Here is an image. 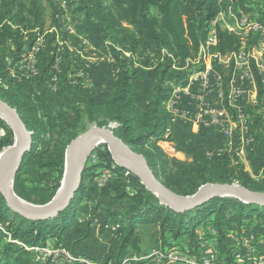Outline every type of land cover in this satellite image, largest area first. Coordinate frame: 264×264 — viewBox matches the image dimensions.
I'll list each match as a JSON object with an SVG mask.
<instances>
[{
	"label": "trees",
	"instance_id": "1",
	"mask_svg": "<svg viewBox=\"0 0 264 264\" xmlns=\"http://www.w3.org/2000/svg\"><path fill=\"white\" fill-rule=\"evenodd\" d=\"M80 3L78 12L83 18L74 27L76 34L69 36L67 31L63 33L64 39H74L75 47H78L76 59H70L67 53L64 55L58 85L61 87L60 92L63 91L62 85L68 84L78 71L77 61L82 60V64H85L81 55L85 58L97 53L98 58L111 56V66L116 73L111 89L104 93V100L84 98L78 105L72 104L64 109L55 107V111L49 109L48 94L52 91L48 85L54 61L52 54L57 51L53 45L57 31L48 35L49 44L41 55L39 80L43 93L36 97L26 94L23 86L26 83L12 80L10 74L16 64L29 53L35 37L26 44L19 28L4 25L0 29L1 43L11 40L15 48L7 50L8 56L0 57V82L9 86V91H0V98L16 109L27 129L33 133V148L16 175L15 193L41 206L53 200L65 171L68 146L65 139L72 135L70 143V140L78 136L74 132L80 124L84 106L85 112L98 127H105L110 121L119 123L121 126L113 130L114 134L135 152L144 155L154 175L180 196H193L201 187L217 183L239 184L251 191L264 192V177L254 178L237 155L240 142L237 131L234 150L224 158L193 155L190 161H181L168 158L158 146L159 140L164 138L170 127L166 103L176 88L187 86L192 75L205 69L199 56L207 42L210 23L220 12L215 0H80ZM240 4L244 6L243 1ZM262 13L264 16V10ZM60 20L61 17H58L56 26L62 30ZM40 27L44 29L43 22ZM216 37L217 44L211 47L215 54L226 56L242 48L240 37L220 26L216 27ZM8 57L11 58L9 63L6 62ZM143 63L153 66V85L145 96L137 92L144 75L141 69ZM213 69L222 76L227 92L233 67L226 68L215 61ZM252 71L257 98L255 104L247 107L246 114L255 116L253 122L249 120L248 125L254 145H257L259 140H264V72L255 63L252 64ZM75 78L79 82L78 86H81L82 79ZM227 110L235 119V110L228 106ZM0 128L7 133L0 139L1 152L14 145V135L7 122L1 118ZM169 140L172 141V137ZM43 143H46V147L38 148ZM103 155L112 161L110 151H105ZM156 156L165 159L162 171L154 161ZM29 170L38 173L35 178L55 173L57 183L53 191L39 189L33 193L35 199L21 192V178L30 175ZM104 175L109 178L105 186L100 188L98 181ZM87 178L94 181L99 200L90 189ZM127 200L131 205L125 211L116 209L118 203ZM83 201L91 202V207L88 216L84 217L82 240L89 237L92 225H99L101 234L107 226L119 225L121 228L120 236L100 260L102 264H122L128 252L137 255L142 253L139 224L157 229L159 248L162 250L172 249L170 244L182 239L185 242L179 251L189 249L191 253H198L201 249L210 257L218 256L225 264H237L235 255L238 252L245 254L246 251L243 246L236 250L228 246L231 234H235L241 241L251 237L264 239V207L246 204L235 197H222L191 211L176 212L162 204L139 178L128 175L127 169L99 163L86 168L80 191L71 205L54 219L31 221L22 217L7 207L0 194V222L12 235L10 241L0 236V264H34L35 253L23 245L41 246L50 239L55 241L56 246L62 245L63 237L74 225L76 216L82 217L78 208ZM201 230L206 232L200 234ZM201 238L213 243L218 253L210 252L208 246L201 248ZM138 264L155 262L147 260ZM161 264L178 263L164 260Z\"/></svg>",
	"mask_w": 264,
	"mask_h": 264
},
{
	"label": "rangeland",
	"instance_id": "2",
	"mask_svg": "<svg viewBox=\"0 0 264 264\" xmlns=\"http://www.w3.org/2000/svg\"><path fill=\"white\" fill-rule=\"evenodd\" d=\"M241 1H243L244 6H241L240 4ZM263 1L264 0H215V4L217 5V7L220 8V12L218 13L219 21L217 22L216 25H214V29L217 26H220L223 29H227V27L233 28V30L235 31L231 33H235L242 40L241 51L244 52L245 55L248 57L249 64L252 67V64L255 63V65L262 72H264V16L262 13V11L264 10ZM80 6H81L80 0H0V25H1V28L4 25H10L13 29L19 28L23 35V41L26 42V44L27 43L29 44V42H31L34 37L36 39V37L38 36V33L43 34L45 32L47 33V36L45 37V39H47V43L49 44L48 35L57 31L58 35L56 36V39L53 45L57 49H59V41H61L63 43V46H61L62 48L61 53L63 57L67 53L69 54L70 59L72 58L76 59L75 52H76V49H78V47H75L74 39H72L71 37L69 39H64L63 33L67 31V34H69V36L71 35L73 36L76 34L74 27L76 26L77 22L83 18V15L78 12V8ZM62 11H64V14H62ZM34 13H36V15H34ZM58 17H61L60 24H63L61 27L62 30L58 29L56 26L57 25L56 20ZM41 22L44 23L43 30L40 27ZM211 24H212V21L210 23V26H213ZM9 49H12V50L15 49L14 42L11 40H8L5 43H1V40H0V50H1L0 57L3 58L4 55L8 56L7 50ZM205 51H206L205 53H202V60H201L204 66H205V62H209L208 61L209 56H206V53L215 54L211 50V47L210 48L206 47ZM82 59L84 60V58ZM10 61H11V58L8 57L6 62L9 63ZM112 61L113 60L111 59V56L103 55L101 59V58H98V53L92 55L88 61L90 63L87 67L88 69L86 73L89 76L88 77L89 83H87L85 79H82L81 86H78L79 82L76 80L74 76L70 80H76L77 86L75 87L72 86L71 88V86H67L63 84L62 86L64 89L63 91L60 92L61 87L58 85L57 88L59 92H56V93L49 92L48 94L49 98H48L47 106L49 107V109H51L52 111H55L56 110L54 109L55 107L64 109L72 104L78 105L83 102L84 98L104 100V94L100 95L97 93L96 83L98 81V87H102V90L104 93L111 88L113 77L116 73V70L114 68H110L111 67L110 63ZM77 63H78L77 64L78 71L76 75L78 74L79 71L84 69L83 66H86V64H82V60L77 61ZM144 63L141 64V69L143 66L146 67ZM108 64L110 65L108 66ZM137 65L140 66L139 64ZM148 65L149 66L147 67L151 68V65L150 64ZM14 70L15 68L10 74L11 79L14 81L26 83V85H23L25 88L26 94L32 97H36V96H40L43 93L44 89L40 85V80H39L40 76L33 81H25V80H21L20 78H16V76L13 78ZM111 70L113 71L115 70V71L111 72ZM16 71L18 72L19 70L16 68ZM99 77L105 78L106 82L101 81L100 79H97ZM144 81H146V79ZM8 87L9 86L2 85V82H0V91L2 92L9 91ZM48 87L50 86L48 85ZM53 91H56V90L53 89ZM256 98H257V90H256V93L255 92L253 94L249 93V97L247 98L246 105L251 106L255 104ZM248 100H249V103H248ZM84 109L86 110L85 106L83 108V112L81 115L80 124L78 125L77 129L74 132L76 135H80L84 133L85 131H87L89 128L97 126L95 122H92V119L89 118V116L87 115ZM247 119H248V122L250 119L253 122V120L255 119V116L247 115ZM263 119H264V115H263ZM120 126L121 125L119 123L110 121L108 122V125L105 126V128H110L112 130H115L119 128ZM2 130L3 131L0 130V135L3 132L4 134L0 137V139L4 138L7 135L6 131L4 129ZM13 135H14V144H15L16 137H15L14 132H13ZM70 137H72V135ZM70 137L66 136V139H65L68 142L67 149L71 145L72 141L74 140V139L70 140V143H69ZM45 139L48 140L46 135H45ZM44 147H46V143L38 145V148H44ZM107 150L109 151V148L105 144H101L98 147H96L88 156V159L86 162V168L91 165H97L99 163H107L111 166L119 165L113 159V157H112V161L110 162L109 159L103 155V153ZM179 158H182V155H179ZM154 161L157 163V167L160 169V171H162L161 169L163 167V162L165 161V159L162 157L156 156ZM29 174L30 175H24V178H21L19 189L21 192L30 195L32 199H35V194H33L35 191H38L39 189L53 191V189L56 186L57 179H56L55 173L52 174L51 176H47L43 178H35V176H37L38 173L35 171L33 172L32 170H29ZM128 175H133V174L128 171ZM62 181L60 184H62ZM14 185H15V181L13 184V190H14ZM60 187L56 191L55 196L57 192L59 191ZM260 193H264V192H260ZM24 201L32 205L41 206V205L28 202L26 200ZM84 202L85 201L82 202L81 206L85 204ZM80 207L78 208V210L80 209ZM83 220L78 215L74 219V224L83 223ZM231 236H233L234 238L228 239L227 241L228 246L233 247L234 250L239 249L241 244L237 243V240L238 241L240 240V243H241V239H239L235 234L234 235L231 234ZM211 240L213 242V239ZM244 240L242 241V244L243 243L246 244V241ZM53 241H54L53 239L48 240L46 242V245L49 247L52 246ZM181 241L182 242L170 244L171 247L173 248L172 249L167 248V249H169L170 251L175 250L173 252L179 251V249L183 248L185 240L181 239ZM254 244H255L254 246H257V248L259 249L260 254H264V240H260V242L256 241ZM159 247H160V242H158V244L154 243L153 245L154 250H159L160 249ZM130 253L132 252L131 251L128 252V255ZM72 255L74 257L90 259L89 257L83 256V255L77 256L73 253ZM102 258L103 257L100 256V258H97L96 260L100 261ZM49 264H52V263H49ZM60 264H67V263H60Z\"/></svg>",
	"mask_w": 264,
	"mask_h": 264
},
{
	"label": "built area",
	"instance_id": "3",
	"mask_svg": "<svg viewBox=\"0 0 264 264\" xmlns=\"http://www.w3.org/2000/svg\"><path fill=\"white\" fill-rule=\"evenodd\" d=\"M219 21V15L212 20L213 26L209 27L208 39L201 48L199 61L202 60V53H205V49L213 47L217 44L216 28L214 25ZM1 28V25H0ZM227 30L233 32V28L227 27ZM47 33L40 34L36 37L34 43L31 46L29 53L16 64L13 78H20L25 81H33L40 76V63L41 55L47 48V39L45 37ZM61 46L63 43L59 41V49H57L54 55V61L51 66V87L56 90L59 81V74L61 71L62 64V53ZM82 58L85 59L83 55ZM209 62H205V69L191 76L187 86L176 88L166 103V110L169 117V124H173L180 119H187L193 128L196 129H212L219 128L224 136L225 142L222 148L216 150L215 152L207 155L208 158H224L228 157L235 147V132L239 133V149H237V155L239 157L243 156L246 151L248 144L254 143V139L251 137L249 132L248 119L246 114V101L245 96L248 91L244 87V82L246 85L255 86V79L252 71V67L248 62V57L244 52L239 50L232 54L221 56L219 54H209ZM87 60V58L85 59ZM228 68L233 67V74L229 82L227 92L225 91L224 81L222 76L214 71L213 62ZM88 64L85 68L78 72L77 76L80 79H85L89 83V76L87 73ZM16 68L19 70L16 71ZM15 74V75H14ZM77 80V79H76ZM76 80H71L74 85L77 84ZM84 85V83H83ZM82 85V86H83ZM88 86V85H87ZM199 89H197V87ZM192 101L195 106L194 111L181 109L182 102ZM245 103V104H244ZM227 106L235 110V116H232L227 110ZM171 137V126L167 129L164 138L159 140L158 146L162 149L164 154L170 159H178L179 151L177 146L174 145L173 141L169 140ZM179 160V159H178ZM108 175H104L98 186L104 187L108 181ZM115 228H120L119 225H114ZM109 226L106 227V229ZM213 233H215L213 231ZM0 236L4 237L6 240H11L12 235L5 226L0 222ZM233 239V236H230ZM229 238V239H230ZM200 243L201 248L203 246L210 247V252L218 253L213 243L205 238H201ZM244 240V239H243ZM242 240V241H243ZM264 240L263 238L251 237L250 239L245 238L246 244H241L245 248V254L238 252L235 255V260L237 264H264V254H260L257 246H254L255 242ZM240 245V247H241ZM258 245V244H256ZM25 249L35 253L34 264H40L42 262L52 263V264H102L100 261H95L88 258L74 257L67 248L62 245L56 246L55 241H53L52 246L41 245L36 247H27L23 245ZM258 255V256H256ZM254 258V259H253ZM147 260H152L155 264H161L164 260H170L178 264H225V262L218 259V256L210 257L199 249L198 253H191L189 249L186 251L171 252L169 250H154L150 255L146 257H141L138 255L127 256L122 264H138Z\"/></svg>",
	"mask_w": 264,
	"mask_h": 264
},
{
	"label": "water",
	"instance_id": "4",
	"mask_svg": "<svg viewBox=\"0 0 264 264\" xmlns=\"http://www.w3.org/2000/svg\"><path fill=\"white\" fill-rule=\"evenodd\" d=\"M0 118L8 123L16 137L13 146L6 147L0 152V194L9 209L31 221L54 219L71 205L84 180L86 162L90 155L85 152V146L92 138H98L100 144L107 145L113 159L120 166L139 178L141 183L153 192L162 204L176 212L191 211L213 199L222 197H235L246 204L264 207V193L251 191L239 184H208L201 187L193 196H180L168 189L154 175L144 155L135 152L117 137L112 129L97 126L78 135L68 147L63 181L53 200L43 206L29 204L15 194L13 184L26 155L32 151L33 133L27 129L16 109L1 98ZM116 157H121L124 161L118 162ZM12 167L15 171L13 183L9 188L5 179Z\"/></svg>",
	"mask_w": 264,
	"mask_h": 264
},
{
	"label": "crops",
	"instance_id": "5",
	"mask_svg": "<svg viewBox=\"0 0 264 264\" xmlns=\"http://www.w3.org/2000/svg\"><path fill=\"white\" fill-rule=\"evenodd\" d=\"M90 58L91 57L87 58V62L85 60L86 58L84 59L85 64L89 65L90 62L88 61ZM62 62H63V56H62ZM110 64H113V61ZM110 64H108V66ZM145 66L146 67L144 66L142 67V71L144 75H142V78L140 80V84H139L140 87L137 88L138 90L137 92L140 95H144V96L151 91V88L153 85V81H152L153 67L151 66V68H149L147 67L149 66L147 64ZM110 68H113V66H111ZM114 71L111 70V72H114ZM61 72H62V68H61L59 76L61 75ZM97 79H100L101 81L106 82L105 78L99 77ZM145 79L146 81H144ZM50 83H51V75H50ZM96 84H97L96 85L97 88L96 87L95 88L97 90V93L100 95L104 94L102 87H98V81ZM246 84L247 83L244 82V87L246 88L248 93L245 96L244 102L247 101V98L249 97V93L250 94H253L254 92L256 93L255 86L253 87V86H249ZM66 85L71 86V88L72 86L74 87L77 86L76 84L74 85L73 83H71V81ZM49 86L51 88L52 93L58 92V88L56 89V91H53L51 84H49ZM196 87L197 89H199L198 86ZM249 100H248V103H249ZM182 103L183 104L181 105V109L189 110V111L195 110V106L192 101L190 102L186 101ZM246 106H249V105H245V107ZM170 126H171L172 141L174 145L177 146L179 155H182V158H178L181 161H184V160L190 161L193 155H206L207 156L215 152L216 150H219L220 148H222L225 142L224 136L222 135V132L218 127L212 128V129H203V128L196 129V128H193L191 124L187 121V119H184V118L178 120L177 122H174ZM0 130L3 131L2 129ZM3 134L4 132L0 135V137ZM241 158L246 167V170L254 178L262 179L264 177V140H259L257 142V145H254V143L248 144V146L246 147V151L243 154V156H241ZM87 182H89L88 185L90 189L95 193L96 199L99 200L97 191L94 189V186H95L94 181L88 178ZM84 203H83L84 205H82L79 209L80 213L82 214V217H80L82 220L84 219V217L88 216V213L91 207V202L85 201ZM130 205H131L130 201L127 200V201H122L118 203L115 207L119 211L123 212ZM84 221L85 220H83V223L74 224L72 228L64 235L61 244L63 245V247L67 248L73 254L77 256L83 255V256L89 257L90 259H97V258H100V256L103 257L104 254L111 247V245L120 236L121 228H115L114 226H109V228H107L105 232L101 234L99 230V225L97 224L92 225L89 237L82 241V236L84 234ZM138 230L140 232V235L143 241V251L138 256L146 257L150 255L151 252L154 250L153 248L154 243L158 244L159 242L158 232L156 228L146 225V224H139ZM200 232H201L200 234H203L202 232H206V231L201 230ZM135 255L137 254L132 252L128 256L131 257Z\"/></svg>",
	"mask_w": 264,
	"mask_h": 264
},
{
	"label": "bare ground",
	"instance_id": "6",
	"mask_svg": "<svg viewBox=\"0 0 264 264\" xmlns=\"http://www.w3.org/2000/svg\"><path fill=\"white\" fill-rule=\"evenodd\" d=\"M100 144V140L98 138H92L90 140L87 141L86 146H85V152L86 153H91L96 147H98ZM70 153V151H69ZM68 153V154H69ZM116 159L118 160V162H123V158L121 157H116ZM14 171L15 168H11L6 176L5 179V183L7 185V187H11L12 183H13V177H14Z\"/></svg>",
	"mask_w": 264,
	"mask_h": 264
}]
</instances>
